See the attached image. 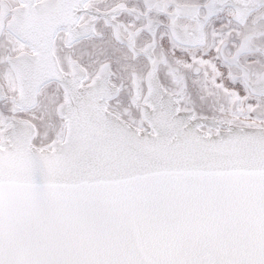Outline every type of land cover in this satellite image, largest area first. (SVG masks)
Listing matches in <instances>:
<instances>
[{
  "label": "snow or ice",
  "instance_id": "1",
  "mask_svg": "<svg viewBox=\"0 0 264 264\" xmlns=\"http://www.w3.org/2000/svg\"><path fill=\"white\" fill-rule=\"evenodd\" d=\"M0 264H264V0H0Z\"/></svg>",
  "mask_w": 264,
  "mask_h": 264
}]
</instances>
